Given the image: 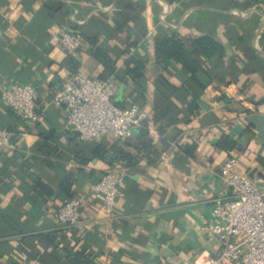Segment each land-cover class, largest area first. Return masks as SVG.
<instances>
[{
    "label": "crops",
    "instance_id": "obj_1",
    "mask_svg": "<svg viewBox=\"0 0 264 264\" xmlns=\"http://www.w3.org/2000/svg\"><path fill=\"white\" fill-rule=\"evenodd\" d=\"M73 25L98 37L97 45L112 60L104 68L82 38L73 54L78 70L106 73L116 80L119 105L134 99L147 111L149 134L159 150L156 158L143 155L122 166L92 157L97 140L79 139L66 122L53 93L69 72L59 35L74 30ZM171 31L184 36L210 32L225 45L220 61L206 65L209 76H204L207 85L196 115L186 110L182 89L157 77L160 69L150 47L154 37ZM131 53L149 56L137 80L126 72ZM161 73L173 86H186L184 71ZM12 81L35 85L38 118L28 123L0 96V125L11 128L17 141L15 147L0 148V264H70L74 249L66 255L64 240L58 247L46 240L61 237L54 211L67 195L59 182L69 172L72 190L82 195L81 222L73 235L84 242L94 264H202L218 252L220 243L208 238L202 226L211 216L212 198L230 194L219 181L220 164L234 154L245 171L262 170L264 0H0V92ZM155 105L180 118L161 136L159 122L153 120ZM248 123L250 130L245 129ZM48 130L56 139L47 138L52 148L43 151L41 133ZM222 134L238 145L217 146ZM137 136L138 127L132 132ZM193 140L198 144L189 155L179 144ZM99 141L109 144L113 138L103 135ZM117 166L126 174L108 211L90 185ZM33 177L53 191L41 192ZM72 231H66L68 238Z\"/></svg>",
    "mask_w": 264,
    "mask_h": 264
},
{
    "label": "built area",
    "instance_id": "obj_2",
    "mask_svg": "<svg viewBox=\"0 0 264 264\" xmlns=\"http://www.w3.org/2000/svg\"><path fill=\"white\" fill-rule=\"evenodd\" d=\"M77 31L62 30L59 42L67 54H75L81 44ZM116 80L100 77L87 71L68 72L60 87L53 93L55 101L63 106L65 120L77 130L82 140H100L108 135L120 142L132 136L148 116L136 102L119 105L115 101ZM1 98L28 122L38 118V92L31 82L12 81L0 92ZM13 132L0 128V148L15 147ZM126 169L117 166L107 169L90 185L101 196V205L111 210L121 193ZM219 181L230 188L229 196L212 198L211 216L202 228L208 238L215 237L220 249L202 264H223L238 261L240 264H264V179L249 175L239 166L238 158L229 154L219 166ZM82 195L76 194L61 202L54 215L59 226L70 228L81 222Z\"/></svg>",
    "mask_w": 264,
    "mask_h": 264
},
{
    "label": "trees",
    "instance_id": "obj_3",
    "mask_svg": "<svg viewBox=\"0 0 264 264\" xmlns=\"http://www.w3.org/2000/svg\"><path fill=\"white\" fill-rule=\"evenodd\" d=\"M72 28L74 29L73 31H77L80 34L81 39L84 38L90 43L92 55L102 63L103 67H109L112 60L105 50L97 45L98 37L85 35L76 25H73ZM150 52L153 60L158 64L160 69L157 75L158 79L170 85L171 88L182 89L185 95L184 105L186 110L196 115L200 110L199 98L207 85V80L204 76H209V68H207L206 65L211 64L214 66L220 61L221 56L225 52V45L219 38L210 32L184 36L176 31H171L163 34L161 37H154ZM148 61L149 56L147 55L136 56L135 53H131L125 59L126 72L129 74L131 73V78L133 80H137L144 75V68ZM65 64L70 72H75L79 68V62L73 54L66 55ZM170 68H174L175 70L180 69L186 73V86L182 85L180 87H175L169 83L166 77L162 75L161 71L170 70ZM99 76L103 78L108 77L104 72H101ZM120 78L123 79V76H120ZM129 102L137 103L134 99L129 100ZM179 119V116L176 114L167 115L160 111L158 105L154 106L153 120L159 122L157 130L160 136L168 125L177 122ZM0 128H6L12 131V129L7 126L0 125ZM245 129L250 130L251 123L246 124ZM41 137L43 138V143L40 144L41 150L51 149L52 146L50 147L45 141L47 138L52 140L56 139L53 130L42 132ZM162 141L165 142L163 138ZM197 144V140H193L192 142L181 143L179 146L184 152L192 155ZM236 145H238L237 141L226 134H222L217 141V146H223L226 149H231ZM143 155L148 156L150 159L156 158L159 155V150L153 142L152 136L149 134L146 118L143 120L142 124L138 126L137 138L134 139L131 136V138L123 142L113 139L109 144L97 140L92 147V157L106 158L111 163L117 161L122 166H131L135 164ZM258 160L262 164V170L257 171L256 174L264 179V157L259 156ZM99 177L95 179L94 182L97 181ZM33 181L41 192L50 194L53 191L52 187L41 178L33 177ZM72 183V172L67 173L59 182L61 189L67 193L64 201L77 194L72 190ZM70 230H73L71 238L67 237V230L62 227V233L59 239L51 240L47 236L43 237L44 239L47 237L46 240L48 242H53L56 247H58L61 240H64L62 248H64L63 251L66 255L70 253L71 249H74L68 257L70 264H94L92 255H90L84 242L73 235V228H70ZM71 239H73L72 244L70 241Z\"/></svg>",
    "mask_w": 264,
    "mask_h": 264
},
{
    "label": "water",
    "instance_id": "obj_4",
    "mask_svg": "<svg viewBox=\"0 0 264 264\" xmlns=\"http://www.w3.org/2000/svg\"><path fill=\"white\" fill-rule=\"evenodd\" d=\"M248 119L252 121V116H251V115H249V116H248ZM249 175H250V176H252V175H253V172H252V171H250V172H249Z\"/></svg>",
    "mask_w": 264,
    "mask_h": 264
}]
</instances>
